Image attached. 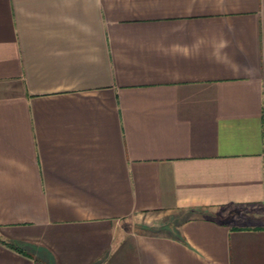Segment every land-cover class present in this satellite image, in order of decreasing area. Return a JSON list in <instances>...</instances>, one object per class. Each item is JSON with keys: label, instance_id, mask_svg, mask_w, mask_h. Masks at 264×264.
Instances as JSON below:
<instances>
[{"label": "crops", "instance_id": "0c3cea01", "mask_svg": "<svg viewBox=\"0 0 264 264\" xmlns=\"http://www.w3.org/2000/svg\"><path fill=\"white\" fill-rule=\"evenodd\" d=\"M0 264H264V0H0Z\"/></svg>", "mask_w": 264, "mask_h": 264}]
</instances>
